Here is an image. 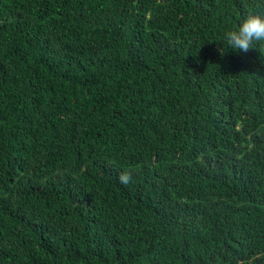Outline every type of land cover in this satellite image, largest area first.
Segmentation results:
<instances>
[{
	"label": "trees",
	"instance_id": "obj_1",
	"mask_svg": "<svg viewBox=\"0 0 264 264\" xmlns=\"http://www.w3.org/2000/svg\"><path fill=\"white\" fill-rule=\"evenodd\" d=\"M249 11L0 0V264H264V43L223 40Z\"/></svg>",
	"mask_w": 264,
	"mask_h": 264
},
{
	"label": "clouds",
	"instance_id": "obj_2",
	"mask_svg": "<svg viewBox=\"0 0 264 264\" xmlns=\"http://www.w3.org/2000/svg\"><path fill=\"white\" fill-rule=\"evenodd\" d=\"M224 42L234 50L247 53L257 43H264V13L249 11L240 22L223 35ZM130 177L122 175V183Z\"/></svg>",
	"mask_w": 264,
	"mask_h": 264
}]
</instances>
